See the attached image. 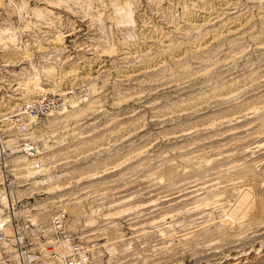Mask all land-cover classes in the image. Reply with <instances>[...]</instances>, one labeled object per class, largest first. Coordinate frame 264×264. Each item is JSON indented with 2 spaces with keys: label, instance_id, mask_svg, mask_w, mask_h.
I'll return each instance as SVG.
<instances>
[{
  "label": "rangeland",
  "instance_id": "rangeland-1",
  "mask_svg": "<svg viewBox=\"0 0 264 264\" xmlns=\"http://www.w3.org/2000/svg\"><path fill=\"white\" fill-rule=\"evenodd\" d=\"M26 1L0 5V264H264V0Z\"/></svg>",
  "mask_w": 264,
  "mask_h": 264
},
{
  "label": "bare ground",
  "instance_id": "bare-ground-1",
  "mask_svg": "<svg viewBox=\"0 0 264 264\" xmlns=\"http://www.w3.org/2000/svg\"><path fill=\"white\" fill-rule=\"evenodd\" d=\"M9 1L12 2V3H15V2H14L15 0H9ZM64 1H65V0H46L45 2L49 3V5H50V4H54V5H55V4H61L60 2L63 3ZM69 1H71V0H69ZM69 1H68V2H69ZM73 1H76V0H73ZM27 2H28V1H26V0H22V3L20 4L19 8L26 7L27 4H28ZM77 2H78V1H77ZM5 3H6V0H0V5H4ZM64 3H66V2H64ZM15 4H17V3H15ZM0 40H2L1 37H0ZM14 40H15V39H14ZM12 41H13V39H12ZM2 42L4 43L5 41H1V43H2ZM4 44H5V43H4ZM36 163H37V162H36ZM29 171H30V170H29ZM205 201H206V200H205ZM203 203H204V202H203ZM203 203H202V204H203ZM205 204H206V203H205ZM1 221H3V220L0 219V222H1Z\"/></svg>",
  "mask_w": 264,
  "mask_h": 264
}]
</instances>
